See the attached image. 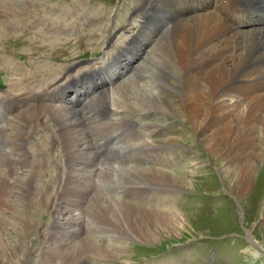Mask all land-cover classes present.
Segmentation results:
<instances>
[{"label":"bare ground","instance_id":"bare-ground-1","mask_svg":"<svg viewBox=\"0 0 264 264\" xmlns=\"http://www.w3.org/2000/svg\"><path fill=\"white\" fill-rule=\"evenodd\" d=\"M10 2L12 1L0 0V9L11 12L17 18L18 15L27 14L25 10H22V14V11L12 6ZM23 2L30 8L38 5L31 0H23ZM147 2L151 7L139 16L141 20H135L128 29L126 28L130 37L124 40V46H114L113 40L111 42L112 38L105 37L110 50L118 49V53L112 52L115 55L107 63H94L81 69L75 62L67 67L58 68L55 65L59 61L44 57L50 62L41 63L37 71L35 70L37 67L31 69L29 66L30 71L27 72L24 63L12 66L13 71H16L17 66H19L17 71L24 70L23 75L20 73L12 75L9 65L4 66L6 71L2 70L10 79L8 90L0 92L2 113L0 115V210H8L13 205L15 201L10 203V199H16L21 206H25V203L27 207L29 206L26 198L33 191V183L39 181L40 175L44 172L46 152L55 146L51 145L49 149H44L46 152L43 150L41 152L38 148L34 149L42 154L38 157L37 154L27 150L28 139L33 138L32 136L40 129L43 131L46 146L54 140H50L49 133L56 132L63 142V151L59 160H62L61 163L67 167L65 170L67 178L61 183L60 188L58 187L59 190H56V197H59L60 203L55 206L48 202V208L53 215L61 213L68 215L65 224L68 223L70 229H65L66 225L61 226L56 222L51 226L52 236L61 234L60 238L58 236L53 238L61 242V247L56 254L50 255L52 264H86L83 260L88 253L104 251L85 240L79 246L73 245L70 249L68 246L63 247L67 241L72 243L69 236L76 235L81 229V224L85 223L82 222L81 212L76 206L85 196L86 189L99 190L102 186L110 184L111 188L117 191L135 181L140 187L135 186L134 189L142 194L152 187L159 186V183L163 182L162 177L168 182L173 179L169 171L154 166H160L163 162L170 161L172 156H181L180 154L184 155V160L180 159L181 161H190L187 151L186 153H179L178 150L171 152L172 145L169 148L163 143L152 144L148 139L157 134L152 128L150 129L153 131L148 136L139 133L136 124L131 125L135 115L134 108L123 111L118 109L116 103H114L115 108H110L106 100L116 101L115 96L118 94L115 91L98 93L88 99L89 102L85 105L87 107L81 110L70 106L74 99L79 100L84 94L82 90L74 88L87 77L90 79L96 73L103 74V70L106 69L108 75L114 73L116 79L121 78L123 73L117 72L118 66L132 65L130 63L142 56L140 52L147 45L152 46L154 40L153 36H150V29L159 26L158 23L163 20L161 16L168 18L171 25L168 35L166 34L168 42L162 46L156 45L161 71L165 70L176 76L177 82L155 84L147 98L150 105L147 106L146 111L152 113L162 111L167 112L168 115L175 113V110H167V101L176 97L178 99L176 112L185 114L194 124L193 127L199 132L209 153L219 155L220 160L225 164L222 165L224 172L237 170L238 177L245 187L250 184L254 176L256 166L261 160V153L264 155V28L251 32L242 31L234 22L240 20L238 17L240 13L249 10L253 13H264V0H147ZM65 15L66 13L63 12V16ZM40 17L32 23V26L40 29L37 26L43 24L44 28H41L43 32H35L32 36L44 41L51 38L52 47L59 44V38L63 39L66 34L74 38L73 34L76 33L77 36L81 32L78 29L79 25H70L68 16L58 17L57 21H64V26L61 25L59 28H54L55 21L50 22L51 26L47 16ZM21 22V19L15 20L9 26L0 27V39L16 31ZM70 37L65 40L69 42ZM132 50H136L134 51L136 54L132 53ZM110 55V53L105 55V58ZM49 63L54 68L49 66L47 68ZM77 68L80 69L74 74L72 70ZM135 68L128 67L131 71ZM137 78L149 79L141 73H137ZM116 79L100 78L102 84L99 88ZM100 83L92 82V85L97 86ZM72 94H75V98L71 97ZM161 94H165L166 98L161 99ZM38 125L41 127L39 128ZM259 135L262 137L260 138ZM143 139L145 140L140 143ZM173 141L174 139H170L169 143ZM260 144L262 147L259 146ZM24 172L30 173L28 179L20 175ZM88 179H91L89 185ZM139 180L140 182H137ZM164 200L155 201L154 207L158 208V211H148L149 213L146 214L124 203H116L118 207L112 209L101 205L99 201H94L96 228L102 233H132L144 241L155 240L159 235L156 226H162L164 229L182 226L181 221L172 213L173 203H170L168 198ZM167 205L170 206L168 210ZM163 206H166V211L162 210ZM81 209L84 210L83 207ZM77 212L79 213L77 217L72 215ZM134 218L137 219L136 222ZM3 224L6 225L4 220L0 219V226ZM76 224H80L76 226L77 229L72 228ZM70 231L75 232L69 234ZM50 239L49 242L53 243V239ZM0 243L1 248L9 249L8 241H0ZM19 249L29 251L22 243ZM3 251L5 253L6 250ZM7 255L2 254L12 264L23 263Z\"/></svg>","mask_w":264,"mask_h":264},{"label":"rangeland","instance_id":"rangeland-1","mask_svg":"<svg viewBox=\"0 0 264 264\" xmlns=\"http://www.w3.org/2000/svg\"><path fill=\"white\" fill-rule=\"evenodd\" d=\"M9 1H12L10 3L18 10H25L29 14L24 15L22 11L23 15H18L17 18L11 12L0 9V27L9 26L15 20L21 19L22 21L16 31L6 35L2 40L0 39V77L3 85L0 87V92H6L9 88V75L2 72V70L6 71L4 67L6 65L10 66L11 73L15 76V73L23 75L24 70L17 71L19 68L17 66L16 71H13L14 67L12 66L24 63L26 71H30L29 66L31 69L37 67L35 69L37 71L41 63L50 62L47 58L59 61L55 65L58 68H64L76 62L79 63L81 69L108 60L113 56V53H118V49L110 50L105 37L112 38L111 42L113 40L114 46H124V40L130 37L127 30L130 24L135 20L140 21L139 16L151 7L147 0H31L38 4L32 8L23 4V0ZM63 12L66 13L65 16H63ZM40 16H47L48 23L55 21L54 28L64 26V21H57L58 17L68 16L70 25H79L78 29L81 32L77 36H75L76 33L73 34L74 38L68 34L63 36V39L59 38L61 36H55L59 38L60 43L57 40L59 44L52 47L50 45L52 44L51 38L44 41L32 36L35 32H43L41 29L44 28L43 24L37 26L40 29L32 26V23ZM161 18L163 19L161 24L158 23L159 26L150 29V36H153L154 43L152 46L147 45V49L140 52L142 56L132 64L136 67L135 70H129L128 66L125 68L119 66L123 73L121 78L114 80L113 83H108V86L90 92L80 101L73 102V106L81 110L87 107L86 103L98 93L115 91L118 94L115 96L116 101L106 100V104L110 108H115L114 103L118 105V109L123 111L134 108L135 115L131 125L135 123L139 133L148 136L153 130L157 131V134L148 139L152 144L154 142L163 143L167 144L169 148L172 145L171 152L178 150L179 153H186L187 151L190 161H181L180 159L184 160V155L180 154L181 156H172L173 160L163 162L161 167L152 165L169 171L173 179L168 182L166 178L162 177L163 182L159 183V186L152 187L142 194L136 188L134 189L135 186L140 187L135 184V181L126 188L117 191L111 188L110 184L101 187L103 192L101 189L93 191L86 189L85 196L80 199L84 203L78 201L76 206L81 212L82 222L85 223L81 224V229L76 235L69 236L72 243L66 240V245L64 243L63 247L68 246L70 249L73 245L79 246L85 240L104 250L88 253L83 260L86 264H264L263 153H261V160L256 166L250 184L245 187L238 177L237 170L232 169L224 172L225 164L222 163L219 155L210 154L209 149L204 146L199 132L193 127L194 124L185 114L176 112L178 106L176 97L167 101V110H175V113L168 115L167 112L162 111L154 113L146 111L147 106L150 105L147 98L152 93L155 84L166 82L176 84L177 82L176 76L165 70L161 71L156 45L162 46L168 42L167 35L171 27L168 18L165 19L166 17L162 16ZM258 21L257 25L247 28L240 27L238 20L234 22L238 29L251 32L264 28V15ZM67 37H70L68 38L69 42L65 40ZM139 40L142 39L139 38ZM134 51L136 50H132V53L135 54ZM104 53L111 55L105 58ZM1 61L3 62L1 63ZM48 66L54 68L52 64L47 65V68ZM80 68L73 70V73H77ZM137 73L146 75L149 79L137 78ZM121 87L126 89H120ZM160 97L161 99L166 98L165 94H161ZM38 127L41 126L38 125ZM41 131L39 129L38 133L36 132L32 136L33 138L28 139L27 150L40 157L42 154L38 152L39 149L44 152V149H49L51 145L55 146L47 152L45 151L44 172L40 175L39 181L33 183V191L26 198L29 206L27 207L26 203L25 206H21L16 199H10V203L15 201L13 205L8 210H0V219H3L6 224L0 226V241L10 243L9 249L2 247L6 250L5 253L0 247V264H12L2 254H8V257L16 259V261L21 260L22 264H52L49 259L50 255L56 254L61 247V242L53 239L57 236L60 238L61 234L52 236L50 228L54 222L61 226L66 225L67 221L65 220L68 215L62 213L53 215V212L48 208V202L55 206L60 203L59 197H56V190L67 178L65 172L67 167L61 163L62 160H59L63 151V142L56 132L49 133L50 140H54L46 146L43 131ZM52 135L53 137H51ZM259 137L262 136L259 135ZM170 139H174V141L169 143ZM144 140H141L140 143ZM259 146L262 147L261 144ZM37 148V151L34 150ZM20 175H23L24 179H28L30 173L24 172ZM90 181L91 179H88V185ZM37 185L38 189L36 190ZM167 198L170 199V203H173L172 213L181 221L182 226L165 229L162 226H156L155 229L159 235L155 240L144 241L132 233H102L96 228L97 217L94 215V201H99L101 205L112 209L118 207L116 203H124L146 214L148 211H158V208L154 207L155 201L161 202L163 199L166 201ZM165 207L163 206L162 210L166 211ZM168 207L170 206L167 205V210ZM78 214L77 212L72 215L77 217ZM138 216L141 218L140 215ZM136 221L137 219L134 218V222ZM67 225L65 229L70 227ZM79 225L76 224L72 228ZM75 231H70L69 234ZM49 237L53 239V243L49 242ZM21 243L27 246L29 251H20ZM16 248L18 251L15 250Z\"/></svg>","mask_w":264,"mask_h":264}]
</instances>
